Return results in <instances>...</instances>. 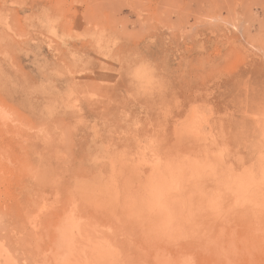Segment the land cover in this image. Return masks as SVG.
<instances>
[{"label": "rangeland", "instance_id": "374dc122", "mask_svg": "<svg viewBox=\"0 0 264 264\" xmlns=\"http://www.w3.org/2000/svg\"><path fill=\"white\" fill-rule=\"evenodd\" d=\"M67 257L264 264V0H0V264Z\"/></svg>", "mask_w": 264, "mask_h": 264}, {"label": "clouds", "instance_id": "9594fccd", "mask_svg": "<svg viewBox=\"0 0 264 264\" xmlns=\"http://www.w3.org/2000/svg\"><path fill=\"white\" fill-rule=\"evenodd\" d=\"M124 76L127 78L130 94L148 96L159 90L161 81L155 63L140 53H135L125 61Z\"/></svg>", "mask_w": 264, "mask_h": 264}, {"label": "bare ground", "instance_id": "6f19581e", "mask_svg": "<svg viewBox=\"0 0 264 264\" xmlns=\"http://www.w3.org/2000/svg\"><path fill=\"white\" fill-rule=\"evenodd\" d=\"M105 65V64H104ZM101 89V88H100ZM105 89V87L103 88V90ZM107 89H108V87H107ZM70 257H67L66 258V260L63 262V264H68V262L70 263ZM60 264H62V263H60Z\"/></svg>", "mask_w": 264, "mask_h": 264}]
</instances>
